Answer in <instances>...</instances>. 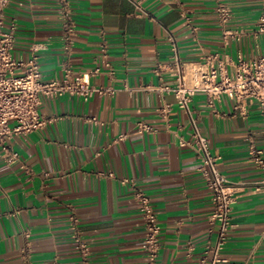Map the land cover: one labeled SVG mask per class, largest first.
Segmentation results:
<instances>
[{
    "label": "crops",
    "instance_id": "obj_1",
    "mask_svg": "<svg viewBox=\"0 0 264 264\" xmlns=\"http://www.w3.org/2000/svg\"><path fill=\"white\" fill-rule=\"evenodd\" d=\"M220 1L238 40L222 37L216 0H8L1 30L13 27V58L35 56L44 81L89 73L91 85L113 92L42 96L38 111L50 121L7 140L19 159L0 155V264H145L137 191L157 215V264H211L212 191L194 151L179 145L192 138L190 117L236 195L220 255L264 264V191L254 189L261 171L248 149L252 140L264 156L258 104L245 100L240 114L226 95L208 104L197 92L187 112L163 89L176 85L178 67L187 73L209 54L231 73L239 57L264 53L253 33L264 0ZM65 8L75 22L68 50ZM138 121L151 130L137 132Z\"/></svg>",
    "mask_w": 264,
    "mask_h": 264
},
{
    "label": "built area",
    "instance_id": "obj_2",
    "mask_svg": "<svg viewBox=\"0 0 264 264\" xmlns=\"http://www.w3.org/2000/svg\"><path fill=\"white\" fill-rule=\"evenodd\" d=\"M7 5L8 0H0V155L6 163H13L19 159V155L7 144V140L16 135L35 132L50 121L38 111L42 96L54 98L68 94L79 96L86 101L93 94L112 93L113 90L91 85L89 73L71 77L67 71L62 80L52 78L44 81L35 56L26 61L13 58L11 54L13 27L8 31L1 30ZM215 13L222 26V37L238 40L242 30L226 27L231 16L229 7L220 0H216ZM62 18L63 46L68 50L73 43L75 22L66 8L62 11ZM253 33L264 39V7L260 11ZM173 74L177 77L176 85L163 89L173 94L177 106L187 112H189L192 97L197 92H201L205 94L208 104L226 95L235 101L234 109L240 114H244L245 100H253L264 116V53H256L248 59L239 57L231 73L224 69L216 54H209L202 62L191 64L187 73L178 67ZM158 111L162 118L167 119L170 104H163ZM190 119L193 125L192 138L189 141L180 139L179 145L190 147L199 160L198 168L202 172L207 187L212 191L214 202L213 210L209 215L210 232L212 227L217 225L215 242L208 245L205 252L211 255V264H236L219 253L227 231L232 225L230 213L236 203L234 187L217 171L215 167L217 157L211 153L208 139L200 133L191 117ZM136 129L141 133L151 130V127L143 121H138ZM248 149L251 160L261 171V177L254 184V189L264 191L263 152L254 145L252 140L248 141ZM136 199L145 223V264H157L160 251V227L157 215L144 192L137 191ZM72 221L74 223L76 219L72 218ZM81 249L85 251L83 244Z\"/></svg>",
    "mask_w": 264,
    "mask_h": 264
}]
</instances>
